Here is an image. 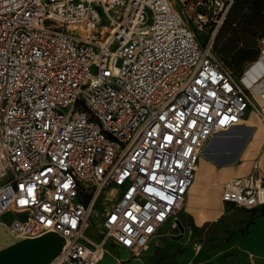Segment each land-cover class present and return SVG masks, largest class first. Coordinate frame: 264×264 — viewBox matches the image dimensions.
<instances>
[{
	"label": "built area",
	"instance_id": "obj_1",
	"mask_svg": "<svg viewBox=\"0 0 264 264\" xmlns=\"http://www.w3.org/2000/svg\"><path fill=\"white\" fill-rule=\"evenodd\" d=\"M232 2L0 0V218L17 237L61 235L47 264H102L108 242L138 254L167 223L189 231L179 212L206 144L247 108L264 120L214 51ZM221 198L264 203L257 163Z\"/></svg>",
	"mask_w": 264,
	"mask_h": 264
},
{
	"label": "crops",
	"instance_id": "obj_2",
	"mask_svg": "<svg viewBox=\"0 0 264 264\" xmlns=\"http://www.w3.org/2000/svg\"><path fill=\"white\" fill-rule=\"evenodd\" d=\"M261 58L264 59V54ZM260 66L258 75L248 76L244 72L240 76L242 81L251 84L250 91L259 104L264 103L261 95L264 94V64ZM254 162L264 184V120L247 108L238 124L209 140L198 160L193 182L180 209L181 218L189 226L187 238L180 237L179 229L167 223L138 254L116 245L117 251L113 252L108 242V253L103 256L102 264H114L115 258L123 260L121 264H264V203L239 212V206L221 198L224 184L231 178L248 175ZM11 216L9 212L1 216L0 228L4 236L19 244L0 240V264H25L23 258L32 247L37 248V243L49 237L59 242L48 248L38 264H47L59 254L65 244L61 235L49 231L34 237H17L5 227ZM238 217L246 220L244 227L236 224ZM216 225H220V234L224 237L219 243H206L207 230ZM92 238L97 240L99 235ZM38 246L47 249L43 244ZM107 257L110 260L105 261Z\"/></svg>",
	"mask_w": 264,
	"mask_h": 264
},
{
	"label": "rangeland",
	"instance_id": "obj_3",
	"mask_svg": "<svg viewBox=\"0 0 264 264\" xmlns=\"http://www.w3.org/2000/svg\"><path fill=\"white\" fill-rule=\"evenodd\" d=\"M201 41L202 39H199V42ZM213 47L218 60L230 69L235 77L240 78L244 70L248 69L250 64L264 52L262 51L264 49V0H233L226 19L214 40ZM258 55L260 56L258 57ZM116 64L120 65V60H117ZM237 208L239 212L245 210L243 207ZM101 210V205L96 206L93 213L89 229L90 235L93 237L98 236L100 232L99 219ZM182 222L184 223L185 221L182 219ZM245 223L246 220L243 218L240 219L238 217L236 220V224L239 226L244 227ZM3 233L0 228V240L19 244V241L8 238ZM222 237H224V234H220V225H216L207 230L205 242L219 243ZM58 242L57 239L49 237L37 243L38 245L43 244L47 249L38 245L36 246L37 248L32 247L31 252L23 258V263L38 264L39 261L44 259L48 248ZM111 246L113 247V252H116V246L114 247V244ZM20 258H22L21 253ZM106 260H110V257L105 258Z\"/></svg>",
	"mask_w": 264,
	"mask_h": 264
},
{
	"label": "bare ground",
	"instance_id": "obj_4",
	"mask_svg": "<svg viewBox=\"0 0 264 264\" xmlns=\"http://www.w3.org/2000/svg\"><path fill=\"white\" fill-rule=\"evenodd\" d=\"M262 54H264V52H262ZM260 64H264V59H262L261 56L257 60L253 61L250 64V66L248 67V73H247L248 76H252L253 74L258 75L261 72V69H262L261 66H260ZM250 72H251V74H250ZM56 234L59 235L58 233H56Z\"/></svg>",
	"mask_w": 264,
	"mask_h": 264
},
{
	"label": "water",
	"instance_id": "obj_5",
	"mask_svg": "<svg viewBox=\"0 0 264 264\" xmlns=\"http://www.w3.org/2000/svg\"><path fill=\"white\" fill-rule=\"evenodd\" d=\"M180 227V230L182 233L179 234L180 237H182L183 239H186L187 238V234H188V228H185L183 230V228L179 225Z\"/></svg>",
	"mask_w": 264,
	"mask_h": 264
},
{
	"label": "snow or ice",
	"instance_id": "obj_6",
	"mask_svg": "<svg viewBox=\"0 0 264 264\" xmlns=\"http://www.w3.org/2000/svg\"><path fill=\"white\" fill-rule=\"evenodd\" d=\"M29 193L31 194V189H29ZM27 201H21V203H26ZM151 231V229H149Z\"/></svg>",
	"mask_w": 264,
	"mask_h": 264
}]
</instances>
